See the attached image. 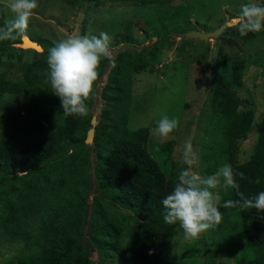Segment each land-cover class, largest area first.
<instances>
[{
    "label": "trees",
    "instance_id": "obj_1",
    "mask_svg": "<svg viewBox=\"0 0 264 264\" xmlns=\"http://www.w3.org/2000/svg\"><path fill=\"white\" fill-rule=\"evenodd\" d=\"M62 1L72 6L94 2ZM154 2L141 1L144 5ZM6 22L0 18L1 25ZM259 33L238 35L245 43ZM29 37L45 47L42 41ZM19 43L22 41L17 38L0 41V64L5 59L13 60L12 50L21 53L17 54L19 61L28 52L37 58L29 64H19L21 74L16 79L0 73L2 108L10 120L14 114L8 113L7 101L33 96L39 112L30 111L26 115L35 135L20 136L5 129L0 137V237L9 246L19 245L26 250L7 264H95L84 243L88 223V234L100 264H173V242L179 223H165L161 201L172 192L177 177L165 172L152 156L151 128L129 127L130 88L126 68L118 62L112 65L102 87L105 107L97 117L94 141L88 144L94 117L90 109L96 103L97 81L87 101L88 115L65 116L47 75L49 49L44 48L41 53L16 50L15 45ZM145 65L135 68L142 70ZM246 67L244 59L219 53L213 68L210 106L211 114L221 123L216 128L221 135L226 164L234 172L244 174L245 179L237 175L236 182L244 197L251 199L264 191V112L255 125L257 140L251 154L241 161V145L255 124V110L247 109L237 93L243 86ZM101 76L103 71L98 78ZM160 150L170 160L173 141L161 145ZM18 172L25 174L18 175ZM91 176L102 196L95 197L88 221ZM219 188L223 219L216 228L210 229L212 234L220 231L222 237H228L223 240V249L228 257L237 258L236 264H264V213L255 209L224 208L225 201L240 197L235 189L224 188L222 182ZM115 205L130 211L133 219L130 232L126 233L122 223L126 219L121 220L113 209ZM238 238H243L250 247L242 258L231 249L238 245Z\"/></svg>",
    "mask_w": 264,
    "mask_h": 264
},
{
    "label": "rangeland",
    "instance_id": "obj_2",
    "mask_svg": "<svg viewBox=\"0 0 264 264\" xmlns=\"http://www.w3.org/2000/svg\"><path fill=\"white\" fill-rule=\"evenodd\" d=\"M142 0H94L85 1L78 6L66 4L62 0H37L38 8L30 19L29 29L24 36H17L20 41L31 36L42 41L46 49L69 35H96L106 32L111 37L112 52L121 45L131 44L144 47L139 54L123 52L111 63V58H103L98 69L103 76L98 78L96 103L90 112L98 117L97 108L105 107L101 98L102 87L108 80L111 67L118 62L126 68L130 88L129 127H156L162 113L176 117L180 121L179 130L170 134L168 139L151 134L149 150L165 172L174 177L181 168L187 167L182 160L183 146L191 141L195 152L194 171L201 176L213 175L226 164V158L220 143V133L216 125L219 119L212 115L210 101L212 97V79L214 63L219 53H228L234 58L247 61L243 73V86L237 91L245 102L246 108L255 110V124L249 138L241 145L240 160L249 158L256 143V124L264 112V29L249 42L240 38L237 26L230 27L220 37L208 41L186 39L185 33L198 31L212 33L229 21H235L240 14V6L247 0H155L153 4L141 3ZM144 1V0H143ZM10 0H0V18L9 21L12 16L7 5ZM264 6V0H255ZM0 27L3 25L0 24ZM234 28V29H233ZM129 43H123L124 41ZM29 46H34L28 42ZM24 49L22 43L15 49ZM25 50V49H24ZM12 61L5 59L0 64V73H8L9 79H16L20 74L19 64H29L36 55L25 53L21 61L16 51ZM105 62V65H104ZM146 64L144 69L135 67ZM0 100V137L5 129L17 135L31 137V129L26 115L39 112L34 97H21L7 101L8 113L14 116L8 120L7 112ZM18 108L20 109L17 114ZM116 115V113H114ZM7 117V118H6ZM7 119V120H6ZM6 120V121H5ZM97 127V126H96ZM173 141L170 160L161 152V145ZM92 144V143H90ZM95 155H92V164ZM208 171H211L209 174ZM218 187L215 191L219 192ZM220 195V193H219ZM102 191L91 176L89 193L88 221L93 212L95 197H101ZM113 209L126 219V233L133 228L130 211L115 205ZM88 223L84 243L88 247L95 264H100L98 252L93 247L88 234ZM215 234V235H214ZM212 234L211 230L201 234L198 239H185L183 230L178 225L173 242V264H236V257H228L223 249L224 239L220 231ZM0 264L21 255L26 250L23 246H9L0 237ZM238 245L231 249L242 258L250 250L243 238H238ZM217 244L219 246H217ZM239 246V247H238ZM227 251V250H226Z\"/></svg>",
    "mask_w": 264,
    "mask_h": 264
},
{
    "label": "clouds",
    "instance_id": "obj_3",
    "mask_svg": "<svg viewBox=\"0 0 264 264\" xmlns=\"http://www.w3.org/2000/svg\"><path fill=\"white\" fill-rule=\"evenodd\" d=\"M12 18L0 27V41L24 36L29 29L30 19L38 8L37 0H10L7 5ZM235 24L241 36L259 33L264 29V6L255 0L241 4ZM111 37L106 32L96 35H69L49 49L47 66L52 93L59 97L65 116L86 117L89 113L87 101L91 98L94 84L98 80V69L103 58H110ZM180 121L162 113L151 129V134L168 139L179 130ZM182 160L187 167L177 174L172 192L161 203L165 208V223H179L185 239H198L201 234L216 228L223 219L220 211V195L215 191L223 183L224 188L236 190L240 199L227 200L223 207L238 208L240 211L255 209L264 213V191L255 198H246L240 192L236 176L245 179L244 174L234 172L230 164L220 167L213 175L204 177L194 171L195 152L191 141L183 146ZM18 175L25 172H18ZM259 183V180L256 181Z\"/></svg>",
    "mask_w": 264,
    "mask_h": 264
},
{
    "label": "water",
    "instance_id": "obj_4",
    "mask_svg": "<svg viewBox=\"0 0 264 264\" xmlns=\"http://www.w3.org/2000/svg\"><path fill=\"white\" fill-rule=\"evenodd\" d=\"M236 24L233 21H229L226 24L222 25L218 30L212 32V33H202V32H198V31H190L188 33H185L184 37L186 39H196V40H200V41H208L214 38H218L220 37V35L227 29L230 27H234ZM28 42H30L31 44H33L34 46H29ZM22 46L24 49L27 50H35L39 53L43 52V48L42 46H40L37 42H34L33 40H31L30 37L25 36L22 40ZM144 47H138L135 45H131V44H125V45H121L119 47H117L116 49H114V51L112 52V58H111V63H113V61L117 58L118 54L123 53V52H131V53H135V54H139L143 51ZM101 109L97 108V113H100ZM98 124L97 121V117L94 116L92 118L91 121V125L92 128L88 131V136H87V143H93L94 141V137H95V128Z\"/></svg>",
    "mask_w": 264,
    "mask_h": 264
}]
</instances>
